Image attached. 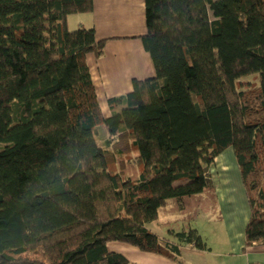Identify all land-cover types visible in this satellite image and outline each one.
<instances>
[{"label":"trees","instance_id":"16d2710c","mask_svg":"<svg viewBox=\"0 0 264 264\" xmlns=\"http://www.w3.org/2000/svg\"><path fill=\"white\" fill-rule=\"evenodd\" d=\"M144 7L154 75L104 115L87 55L105 41L66 22L93 0H0V264H128L113 241L174 261L183 244L205 249L195 227L149 223L212 188L227 148L250 209L245 246H264V0Z\"/></svg>","mask_w":264,"mask_h":264},{"label":"crops","instance_id":"0c3cea01","mask_svg":"<svg viewBox=\"0 0 264 264\" xmlns=\"http://www.w3.org/2000/svg\"><path fill=\"white\" fill-rule=\"evenodd\" d=\"M69 20L79 26L92 25L96 38L105 41L103 54L96 57L91 53L87 55V62L101 110L107 115L108 97L130 91L133 79L154 75L150 56L144 50L140 37L146 32L144 0H93V10L69 14L67 25ZM211 173L213 187L209 189L213 191L210 196L214 202L213 220H208L204 227H197L196 211L193 215L187 214L184 220L179 218L176 226L167 222V230L170 227L175 230L195 227L207 244L205 249L183 244L181 261H174L128 243L113 241L108 246L122 253L128 264H264L257 257L262 246L246 247L244 243L250 209L232 148L215 157ZM187 207L185 203L181 210Z\"/></svg>","mask_w":264,"mask_h":264},{"label":"rangeland","instance_id":"374dc122","mask_svg":"<svg viewBox=\"0 0 264 264\" xmlns=\"http://www.w3.org/2000/svg\"><path fill=\"white\" fill-rule=\"evenodd\" d=\"M67 26L69 29H75L79 25L75 24L74 21L69 20ZM125 158L129 159L127 156H125ZM211 193H213L212 190L205 188L203 192L196 194L197 196L194 195L191 198H186L185 203L188 204L186 210H181L176 202L170 201L167 203L166 201V203L159 208L156 220L149 223L150 228L158 234L165 235L167 234V222L176 226V224L180 222L179 218L184 220L183 218L188 217L187 214L193 215L196 211L198 212L196 215V226L199 228L204 227L208 220H213V218H211V212L213 211L214 202L210 198ZM115 243H112V245H116ZM262 247L259 248L261 250L258 251L260 253L257 257L261 259V261H264V249Z\"/></svg>","mask_w":264,"mask_h":264}]
</instances>
